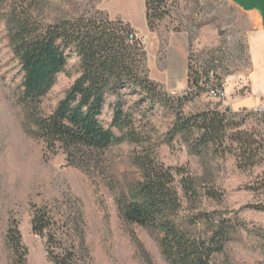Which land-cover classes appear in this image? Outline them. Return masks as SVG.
<instances>
[{"label":"rangeland","instance_id":"374dc122","mask_svg":"<svg viewBox=\"0 0 264 264\" xmlns=\"http://www.w3.org/2000/svg\"><path fill=\"white\" fill-rule=\"evenodd\" d=\"M41 2L45 22L84 15L129 24L143 43L148 78L172 97L186 94L189 60L201 72L200 68L206 69L204 62L214 57L209 77L221 84L224 99H211L201 92L183 106L184 115L229 108L235 97L245 96L251 26L224 0H168L169 15L153 32L146 27L144 0ZM77 64V57L70 55L64 71L41 100L43 113L54 109L78 77ZM21 80L20 65L0 23V264L14 262L5 240L11 224L17 226L26 249L25 264H51L44 240L31 230L34 207H47L57 220L76 221L82 236L77 245L82 251L81 264H167L155 237L125 223L116 206V198L137 178L131 157L140 149L126 143L112 146L97 167L89 170L69 164L62 151L51 152L42 140L26 133L25 112L17 99ZM123 94L124 108L133 111L155 147L158 161L168 168L186 170L205 187L222 193L219 202L203 198L192 206L184 204L185 214L216 212L242 223L234 240L215 256L214 264H264V162L243 169L234 152L210 149L195 154L188 145L191 139L182 135L169 138L170 112L162 108L149 112L146 104H135L136 95ZM113 103L114 98L106 100L100 117L105 127L110 124ZM241 105L252 107L250 101ZM229 110L232 123L239 124L238 130L251 135L264 151V113ZM263 151H258L260 158Z\"/></svg>","mask_w":264,"mask_h":264},{"label":"trees","instance_id":"16d2710c","mask_svg":"<svg viewBox=\"0 0 264 264\" xmlns=\"http://www.w3.org/2000/svg\"><path fill=\"white\" fill-rule=\"evenodd\" d=\"M41 1L0 0V23L22 73L17 99L25 112L26 133L42 140L49 151H62L69 164L86 170L97 167L112 146L126 143L139 148L131 157L137 178L116 198L120 217L150 232L167 264H214L215 256L234 240L242 223L216 212L185 214L184 204L192 206L203 198L219 202L222 193L205 187L186 170L161 164L150 138L123 103L124 92L136 95L135 104H146L149 112L155 108L170 112L173 123L169 138L182 135L191 139L188 145L195 154L220 149L236 153L239 168L260 165L264 154L260 158L258 151L263 148L247 132L238 130L239 124L232 123L229 108L190 115L182 111L187 102L201 92L207 93L209 87L223 90L209 77L214 57L204 62L206 69L200 68L201 72L189 60L186 94L172 97L148 78L143 43L129 24L84 15L45 22ZM167 3L144 0L149 31L156 30L169 15L171 4L167 8ZM72 54L78 59V77L54 109L45 114L40 109L41 100ZM110 97L114 98L112 116L105 127L100 117ZM31 230L44 240L51 264H81L82 251L77 245L82 236L76 221L57 220L47 207H34ZM5 240L14 255L13 264H25L26 249L15 224L10 225Z\"/></svg>","mask_w":264,"mask_h":264},{"label":"crops","instance_id":"0c3cea01","mask_svg":"<svg viewBox=\"0 0 264 264\" xmlns=\"http://www.w3.org/2000/svg\"><path fill=\"white\" fill-rule=\"evenodd\" d=\"M224 1L246 17L251 26L247 38L250 69L245 77V96L235 97L228 107L232 111L253 110L259 106H264V0ZM246 101H250L252 107L241 105Z\"/></svg>","mask_w":264,"mask_h":264},{"label":"built area","instance_id":"2783aa9c","mask_svg":"<svg viewBox=\"0 0 264 264\" xmlns=\"http://www.w3.org/2000/svg\"><path fill=\"white\" fill-rule=\"evenodd\" d=\"M128 39L132 40V37L129 36ZM206 94L209 98L215 99V100H223L225 97L223 90H217V89H214L213 87H209ZM253 111L254 113H258V114L264 113V106H259L253 109Z\"/></svg>","mask_w":264,"mask_h":264}]
</instances>
